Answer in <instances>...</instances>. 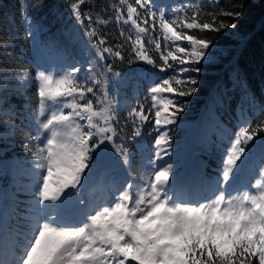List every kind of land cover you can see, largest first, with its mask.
I'll return each instance as SVG.
<instances>
[{"label": "snow or ice", "instance_id": "snow-or-ice-1", "mask_svg": "<svg viewBox=\"0 0 264 264\" xmlns=\"http://www.w3.org/2000/svg\"><path fill=\"white\" fill-rule=\"evenodd\" d=\"M85 3L68 5L84 39L59 71L10 68L4 61L18 34L0 37V105L13 80L18 94L34 86L36 98L23 127L14 122L15 109L0 107L8 117L0 127L19 133L32 159L27 199L12 194L0 202V264H264V105L255 119L240 107L216 145V174L200 190L182 185L169 162L172 126L211 62L215 42L208 34L235 29L230 21L243 13L219 7L220 0H211L213 11L191 0L167 7L118 0L104 18L82 12ZM28 7L22 0L24 38L38 44L55 21L34 20ZM112 23L116 43L101 34ZM125 66L164 75H154L143 99L128 105L110 92ZM235 77L243 101L248 90L239 72ZM146 126L149 136L155 133L148 147ZM246 169L251 179L238 184ZM113 173L118 178L107 179ZM98 189L103 194L94 196Z\"/></svg>", "mask_w": 264, "mask_h": 264}, {"label": "trees", "instance_id": "trees-1", "mask_svg": "<svg viewBox=\"0 0 264 264\" xmlns=\"http://www.w3.org/2000/svg\"><path fill=\"white\" fill-rule=\"evenodd\" d=\"M22 0H0V37L8 36L10 33L18 34L12 51V57L4 61L12 69H28L33 74L37 71L33 62L32 39L24 38V25L21 20ZM74 0H24L28 4L27 11L34 20L51 26V32L60 25H68V21L60 23L58 19L67 17L70 11L68 5ZM118 0H86L81 7L82 11H90L94 15L100 13L104 18L113 15L109 4L117 3ZM159 7H167L164 0H154ZM189 0H179V4ZM200 3L207 11L218 10L217 6L211 4V0H191ZM219 7L224 9L239 10L243 13L238 19H231L236 25L235 29L229 28L220 34H208L213 39L215 48L209 50L211 62L204 64L202 71L198 74L200 86L197 93L189 97V105L181 114L177 124L172 126L173 142H182L188 139V131L193 130L197 124L198 133L203 136L202 143L197 148V163H200L202 173L208 175L216 174L220 162V152L216 145L223 135L225 128L229 130L236 123V116L243 106L248 115L255 119V112L264 105V0H220ZM71 19V16L67 18ZM127 30V27H126ZM102 35L109 36L110 43H116L119 37V30L115 23L107 28H102ZM135 66H125L118 70L126 73L128 84L124 89L125 101L131 105L139 97L143 99L145 87L150 79L162 76L158 70L151 66H144L138 71H131ZM239 72L241 82L248 90L247 97L242 101V88L238 85L235 73ZM192 75H197L193 73ZM13 86L9 88L6 101L0 107L15 109L14 122L18 127H23L22 121L27 115L25 109L33 111L31 105L36 104L34 86H29L27 91L18 94L13 80ZM249 101H252L249 103ZM38 107V105H37ZM121 118H126L121 113ZM0 119L8 117L0 116ZM181 125L187 126L183 129ZM3 134L0 136V159L20 164L24 168L32 167V159L28 152L21 147L19 133L15 136L9 134V130L0 127ZM128 131H131L129 126ZM147 126L144 132V139H149ZM259 164L257 156L255 165ZM17 199L24 196L23 191H17Z\"/></svg>", "mask_w": 264, "mask_h": 264}, {"label": "rangeland", "instance_id": "rangeland-1", "mask_svg": "<svg viewBox=\"0 0 264 264\" xmlns=\"http://www.w3.org/2000/svg\"><path fill=\"white\" fill-rule=\"evenodd\" d=\"M69 16H71L70 11L67 13V17L65 16L62 20L58 19L60 23H62V21H68V28H65L63 24L61 28L58 27L57 29L55 28L51 32H48L47 39L44 37L45 35L40 34L38 38L39 43L34 44L33 42L35 59L34 61L37 69L56 71L59 66L57 59L60 55L64 58H67L69 55H76L79 47L81 46L80 41L84 38L81 37L78 33L73 17L71 16L70 20L67 19ZM69 34H71V36L75 38L72 42H69ZM49 35L53 38L50 39ZM49 45H52L51 48L49 47ZM44 50H49L50 54H53L48 59H46V62L50 63L47 65L40 61V56L42 53H44ZM77 58L79 57L77 56ZM127 84L128 76H125L123 80H120L119 83H110V92L116 95L121 101H125L123 93ZM181 127L183 129H187V126L185 125H181ZM187 133L188 139L186 138V140L182 142H173V159L169 162H173L176 165L178 181L189 190L196 192L202 188L203 181L206 178L202 173L201 165L197 164L198 160L195 157L196 151L198 150L197 147L201 145V138L203 136L201 135V133H199V135H193L192 129ZM2 134L3 132L0 130V136ZM154 135L155 133H153L152 136L149 137V139L145 140L146 147H148V142L152 140V137ZM165 159L168 158L165 157ZM7 165V162L0 159V202H7L12 194L16 195L18 191L17 189H15L16 186L18 187V189L23 191V188L26 185L30 184L32 179L30 172L32 167L24 168L23 166L15 165V169H8L9 167ZM116 178L118 177L115 173H113L107 179ZM23 179H25L26 182H24ZM250 179L251 174L246 169L245 172L241 174L238 184L240 182H246ZM23 194L25 193L23 192ZM102 194L103 191L100 189L93 193L94 196H100ZM16 197L19 196L16 195ZM20 198V200H25L27 199V195L25 194L24 196H20Z\"/></svg>", "mask_w": 264, "mask_h": 264}]
</instances>
